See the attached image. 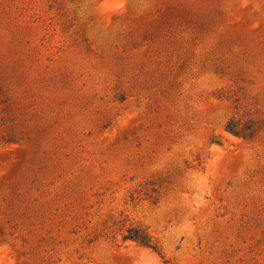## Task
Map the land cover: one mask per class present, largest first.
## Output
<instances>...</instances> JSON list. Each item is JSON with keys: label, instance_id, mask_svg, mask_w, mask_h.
<instances>
[{"label": "rangeland", "instance_id": "rangeland-1", "mask_svg": "<svg viewBox=\"0 0 264 264\" xmlns=\"http://www.w3.org/2000/svg\"><path fill=\"white\" fill-rule=\"evenodd\" d=\"M0 264H264V0H0Z\"/></svg>", "mask_w": 264, "mask_h": 264}, {"label": "trees", "instance_id": "trees-1", "mask_svg": "<svg viewBox=\"0 0 264 264\" xmlns=\"http://www.w3.org/2000/svg\"><path fill=\"white\" fill-rule=\"evenodd\" d=\"M225 130L243 139H252L256 136L259 126L256 125L251 119L245 122H241V120H230L226 124ZM122 239L134 241L139 245L149 248L153 251L158 250L157 245L151 236L145 231V229L139 226L130 225L126 227L122 234Z\"/></svg>", "mask_w": 264, "mask_h": 264}]
</instances>
